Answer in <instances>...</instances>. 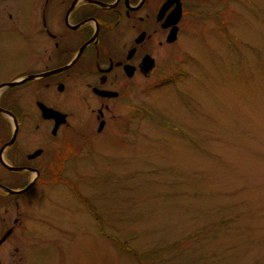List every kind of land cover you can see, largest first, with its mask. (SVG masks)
Instances as JSON below:
<instances>
[{
    "label": "rangeland",
    "instance_id": "obj_1",
    "mask_svg": "<svg viewBox=\"0 0 264 264\" xmlns=\"http://www.w3.org/2000/svg\"><path fill=\"white\" fill-rule=\"evenodd\" d=\"M35 1L0 0V16L35 12ZM251 1H241L235 31L233 8L222 11L231 34L218 33L219 47L206 28L213 16L194 19L167 74L145 82V113H129L128 132L114 121L97 161L85 159L97 177L71 174L86 185L78 192L90 188L94 215L83 201L67 223L40 201L66 221L26 232L40 233L33 264H264V0ZM168 73L174 82L159 85ZM74 165L64 174L86 170Z\"/></svg>",
    "mask_w": 264,
    "mask_h": 264
},
{
    "label": "flooded vegetation",
    "instance_id": "obj_2",
    "mask_svg": "<svg viewBox=\"0 0 264 264\" xmlns=\"http://www.w3.org/2000/svg\"><path fill=\"white\" fill-rule=\"evenodd\" d=\"M241 1L36 0L35 12L0 16V264H33L31 239L40 236L26 237L33 225L76 223L83 201L96 211L84 195L89 186L78 192L86 185L71 184V174L97 177L85 159L96 162L101 140L120 121L130 131L127 116L145 113V82L167 74L193 20L213 16L206 28L219 47L218 33L231 34L222 11L233 8L237 30ZM45 108L58 113L44 116ZM72 164L86 170L65 175ZM42 199L67 219L53 220ZM47 231L48 240L58 239L57 230Z\"/></svg>",
    "mask_w": 264,
    "mask_h": 264
},
{
    "label": "water",
    "instance_id": "obj_3",
    "mask_svg": "<svg viewBox=\"0 0 264 264\" xmlns=\"http://www.w3.org/2000/svg\"><path fill=\"white\" fill-rule=\"evenodd\" d=\"M13 84H15V83H11L9 85H13ZM56 113H58V112H55L49 108H45V111L43 114H44V116H56Z\"/></svg>",
    "mask_w": 264,
    "mask_h": 264
}]
</instances>
